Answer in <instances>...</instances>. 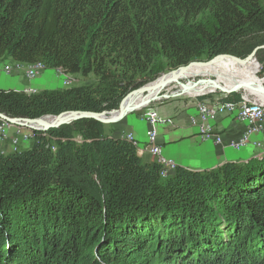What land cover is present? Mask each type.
I'll return each instance as SVG.
<instances>
[{
  "label": "trees",
  "instance_id": "16d2710c",
  "mask_svg": "<svg viewBox=\"0 0 264 264\" xmlns=\"http://www.w3.org/2000/svg\"><path fill=\"white\" fill-rule=\"evenodd\" d=\"M263 45L261 0H0V60L95 77L33 94L0 89V113L110 114L162 73L159 59L178 69ZM252 63L241 69L258 80ZM72 125L77 146L50 129L54 150L36 134L30 149L0 153V264H264V156L162 182L100 123Z\"/></svg>",
  "mask_w": 264,
  "mask_h": 264
},
{
  "label": "crops",
  "instance_id": "0c3cea01",
  "mask_svg": "<svg viewBox=\"0 0 264 264\" xmlns=\"http://www.w3.org/2000/svg\"><path fill=\"white\" fill-rule=\"evenodd\" d=\"M16 62L10 59L0 60V89L25 91L26 89H35L39 91L48 90V80L39 78L28 80L22 72L15 70L6 74L2 67L13 66ZM262 83V82H261ZM259 85V83L257 84ZM235 86L230 83L228 86ZM215 85L209 87L214 89ZM203 89H194V94H198ZM245 90V89H244ZM163 123H153V128L157 134V142L163 146L164 155L175 160L179 165L186 167L189 171H208L215 169L227 162H241L251 159L264 151V129L260 133L249 137L248 145L235 151L223 147H216L211 140L204 141L198 134L195 126L190 125V118L197 117L195 103L177 101L169 105H163L158 109ZM127 131H130L141 143L146 142V131L148 124L135 119H126L123 124ZM245 123L237 121L231 115H221L214 121V132L221 137L226 145L231 141H238L244 131ZM32 145V144H31ZM7 148V145L1 144L0 149ZM31 148V146H30ZM29 148V149H30ZM1 154L13 153L10 147L9 151L2 150ZM18 151V149H17Z\"/></svg>",
  "mask_w": 264,
  "mask_h": 264
},
{
  "label": "rangeland",
  "instance_id": "374dc122",
  "mask_svg": "<svg viewBox=\"0 0 264 264\" xmlns=\"http://www.w3.org/2000/svg\"><path fill=\"white\" fill-rule=\"evenodd\" d=\"M261 4L264 7V0H261ZM261 50H264V49H261ZM213 58L214 57L211 58V57H207V56L203 55V56H200L198 59H196L193 62H208ZM263 58H264V54H263ZM255 60H256V63L258 64V67L256 64H254V63H252V64L255 67L254 69L256 71V75L258 77V80H253L251 78V75L244 72V70H242V69H230L229 68L228 71L234 72L240 76H243V77L247 78L252 85L258 86L257 85L258 83H261V82L264 83V71H263L264 63L259 61V59L256 57V54H255ZM158 61H159L158 67H161L160 65H162L163 71L159 76L154 78L151 82L157 80L159 77H162L164 75H169V74H171V73H173L179 69V68L178 69L166 68L165 66H167V61L165 59H159ZM3 67H4V65H3ZM3 67H2V69H3ZM12 71L13 70H11V72ZM20 72H22L24 75L23 71H20ZM68 77H69L68 79L70 81H72V85L70 87H78V86L80 87V86H84V85H91L95 82V77L92 75H90L86 78L81 77L79 75H69ZM184 77L185 78L180 80L179 82L174 83V84H170V85L166 86L165 88H163L160 91L159 95L156 97V99L147 108L140 110V111H134V112L130 113L129 115H127L126 118H124L123 120H121L117 123L108 124V125L101 124L100 125L101 136L109 137L112 139H125V137H126L127 140H131L130 138H132V140H134L135 142H139L141 145V141L136 139L135 136L130 131H127V129L124 128L123 124L125 123L126 119L129 118V119H135L137 121H141V119H145L146 113H151L153 111L155 113H157V116L159 118H161L160 115L158 114V109L160 107H162L163 105L164 106L169 105V104H171L173 102H177V101H182L184 103H186V102L194 103V101L192 99L195 96L194 89L197 87H204V86H211V85H220L221 87H223V85L228 86L230 83H232L229 81H224V82H228V83H224V82H221L222 80L220 81V80L215 79L213 77H209L203 73H197V72L188 73ZM39 78H45L46 80L49 81V83L46 86L47 88H45V89L60 90V89L65 88L62 84L63 79H64L63 73L59 70H47L44 68L41 72H39V74L35 78L29 79L26 77V79H28V80H34V79H39ZM148 83H150V82H148ZM148 83H146V84H148ZM237 83H239V82H237ZM146 84H144V85H146ZM263 87H264V84H263ZM234 88H235V90L231 91V93H233V94L235 93L237 95H240V97L243 95L245 96L247 94L245 91H243L244 89L249 91V89L247 87H244V86H243V90L240 89L239 87H234ZM259 88H262V86ZM38 91L39 90H36V92H38ZM203 91H207V89L203 90ZM214 93L215 94H211V95H213V98H219V99H223L224 95H228V96L230 95V93L227 94V93H225L223 91H219V90H216ZM207 94L210 95V93H207ZM249 94L256 95V96L260 97L261 100L264 101V95L260 94L259 92H251ZM196 96H199V95H196ZM145 101H146V99H145ZM57 129L60 131L61 134L67 135L69 138H71V141L74 143L75 146L79 145L82 142L80 135H78L79 130L76 127H74L72 125V123L63 125ZM263 129H264V124H263L262 130ZM28 130L29 129L24 130L22 132L23 134L17 137V146L16 147H18V152L29 149L31 144H32V138L33 137L31 135V133L28 132ZM40 132H41V136H42L43 131L41 130ZM10 134L13 137H15V130L12 129L10 131ZM145 135H146V141H150V142H156L157 141V135H153V134L149 135V133L147 131H146ZM152 138H154V141L150 140ZM45 139L48 142L47 145H51V148L54 150L55 146H56L55 143L57 142L56 138L50 137V138H45ZM3 144L7 145V148L5 147L4 149H0V152H3L2 150L9 151L10 147L14 150V146L11 145L10 140L3 142Z\"/></svg>",
  "mask_w": 264,
  "mask_h": 264
},
{
  "label": "water",
  "instance_id": "95a60500",
  "mask_svg": "<svg viewBox=\"0 0 264 264\" xmlns=\"http://www.w3.org/2000/svg\"><path fill=\"white\" fill-rule=\"evenodd\" d=\"M261 49H264V45L255 48L244 59L237 58V57H234L231 55H226V54L225 55H219V56L214 57L213 59H211L208 62H193V63L191 62L188 65L179 68L177 71L184 72L185 70H187V68H189L190 66H194V65L195 66H206V65H209L212 62L216 61L219 58H226V57L235 60L237 63H239L241 65L250 63L252 61H254L256 63L255 54L257 51H259ZM257 67H258V64H257ZM155 81H153V82H155ZM176 81L177 80H175V79L173 80V82H176ZM153 82L148 83V84L136 89L132 93H143V92H145L147 87L150 84H152ZM160 85H158L154 88H160L161 87ZM217 90L223 91L225 93H231V91H234V90H224L220 86L217 87ZM259 93L264 95V87L261 88V91H259ZM155 99H156V97H151V98H148L146 101H144V103L134 105L131 107H126L124 105V101H123L121 103L119 109L117 111H114L113 113H110V114L71 112V113L65 114L64 117L63 116L62 117L61 116H58V117L44 116V117H41L38 119H29V118H11V117L5 116L4 114L0 113V119L9 123V124H12L15 126H21L23 128H26V129H29L32 131L42 130L45 132L50 130V129H57L63 125L70 124V123H73V122L81 120V119L94 120L100 124L108 125V124H114V123H117V122L123 120L124 118H126L127 115H129L130 113H132L134 111H140V110L147 108ZM48 118L60 119V121L57 123H49L46 121V119H48ZM141 121L148 124V130H147L148 133H151L153 135H157L153 126H152L153 123L150 124L149 122L145 121L144 119H141ZM123 140H126L128 143H130V145L135 149L137 156L141 159L143 164H145V165L156 164L158 166V168H159L158 175H159L160 181H162V182H166V181L170 180L171 178H173L179 170L186 171V172H192V173L215 172L227 164H242V163L248 162L251 159L261 158L264 156V151H263L251 159L249 158L247 160L237 162V163L227 162V163H224L215 169H211L208 171L204 170V171L193 172V171H189V169H187L186 167L179 165L172 158L165 156L164 152H163L164 151L163 146L160 145L157 141L156 142L146 141L144 144L141 143V145H140L139 142H135L134 140H127L126 137ZM204 141H208V140H204ZM211 141L216 147H220V148L223 147L224 148V146H226L229 149H232L235 151H240L248 145L249 139L246 142H244L243 144L231 141L226 145L222 141L219 144L215 143L213 140H211Z\"/></svg>",
  "mask_w": 264,
  "mask_h": 264
},
{
  "label": "built area",
  "instance_id": "2783aa9c",
  "mask_svg": "<svg viewBox=\"0 0 264 264\" xmlns=\"http://www.w3.org/2000/svg\"><path fill=\"white\" fill-rule=\"evenodd\" d=\"M12 68L17 71H23L24 76L29 79L35 78L39 72L44 69L41 64L27 65L15 63L12 67L4 66L3 71L6 74H9L11 70H13ZM68 76V74L63 73L64 79L62 84L65 88H69L72 85V81L68 79ZM24 92L26 94H33L36 93V90L26 89ZM214 92H208L210 95L207 93L200 94L199 96H194L192 99L195 103L197 117L190 118L189 122L190 125L197 128L198 134L203 140H213L217 144L221 143V137L214 132V121L218 116L221 115H231L234 119L243 122L246 125L242 137L238 141L233 142L243 144L249 139L250 136L262 131L264 124V101L261 100V98L246 94L245 96L243 95L239 97L240 99L238 102H227L224 101V99H226L228 95H224L223 99L213 98V95L211 94H215ZM144 120L150 124L154 122L163 123L162 119L159 118L157 113L154 111L151 113H146ZM12 129L15 130V137L10 134ZM24 130L27 129L21 126L9 124L0 119V145L5 141L10 140L11 145L14 146L13 152H16L18 149V147H16L17 137L22 135ZM40 131L28 130V132H30L33 137L32 144L35 141L36 134L37 136H41L40 133H36ZM150 134L151 133H149V135ZM42 137L50 138L44 131L42 133ZM130 139L132 140V138ZM150 140L154 141V138Z\"/></svg>",
  "mask_w": 264,
  "mask_h": 264
},
{
  "label": "bare ground",
  "instance_id": "6f19581e",
  "mask_svg": "<svg viewBox=\"0 0 264 264\" xmlns=\"http://www.w3.org/2000/svg\"><path fill=\"white\" fill-rule=\"evenodd\" d=\"M251 63L252 62L244 64V65H241V64L237 63L235 60L226 57V58H219L216 61H214L211 64L206 65V66H195V65L194 66H190L184 72L175 71V72H173V73H171L169 75H166V76L158 78L155 82H153L152 84H150L147 87L145 92H143V93H134L133 94L134 96L133 95H132V97L129 96L127 98L128 101L126 99L125 102H124V105L126 107H131V106H134V105H138V104L144 103V101H145L144 95L146 93L150 92L151 90H152L151 94H150V96L148 98L157 97L159 95L160 91L163 88H165L166 86H168L170 84H174V83L179 82L180 80L185 78L184 76L186 74L194 73V72L203 73V74H205V75H207L209 77L217 78V79L222 80V81L239 82L244 87H247L249 89V91H251V92H259V91H261V88H259V86L252 85L247 78H245L243 76H240V75H238V74H236L234 72H229L228 71L229 68L230 69H241L242 67H245V66H247L248 64H251ZM174 79L177 80V81L173 82ZM158 85H160L161 87L160 88H154V87H156ZM211 86H213V85H211ZM211 86H204V87L195 88V89H203V90L207 89V91L201 90L196 95L205 94V93H208V92H214V91L217 90V87L220 86V85H215V88L210 90L209 87H211ZM234 87L235 86H230V87H225V88L221 87V88L224 89V90H235ZM246 93L248 95H252V94H249L248 92H246ZM252 96H256V95H252ZM256 97H258V96H256ZM258 98H260V97H258ZM46 121L49 122V123H57V122L60 121V119L48 118V119H46Z\"/></svg>",
  "mask_w": 264,
  "mask_h": 264
}]
</instances>
